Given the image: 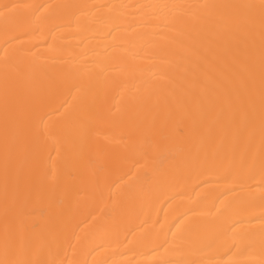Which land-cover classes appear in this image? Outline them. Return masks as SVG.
<instances>
[{"label":"bare ground","instance_id":"obj_1","mask_svg":"<svg viewBox=\"0 0 264 264\" xmlns=\"http://www.w3.org/2000/svg\"><path fill=\"white\" fill-rule=\"evenodd\" d=\"M0 264H264V0H0Z\"/></svg>","mask_w":264,"mask_h":264}]
</instances>
